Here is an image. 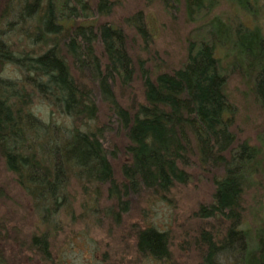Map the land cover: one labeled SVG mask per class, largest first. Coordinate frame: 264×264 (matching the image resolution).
I'll list each match as a JSON object with an SVG mask.
<instances>
[{
  "label": "trees",
  "instance_id": "obj_1",
  "mask_svg": "<svg viewBox=\"0 0 264 264\" xmlns=\"http://www.w3.org/2000/svg\"><path fill=\"white\" fill-rule=\"evenodd\" d=\"M118 1L0 0V164L56 232L61 216L74 217L77 192L119 221L137 205L171 202L198 175L212 191L183 225L186 264H264V127L243 138L228 92L235 76L253 112L264 111L262 29L238 23L225 37L216 19L191 32L174 66L147 47L145 15L99 21ZM184 1L191 15L210 12L205 0ZM242 10L251 16L250 3ZM257 124L248 116L245 129ZM134 238L145 259L169 257L168 231L146 227ZM3 240L29 259L60 262L47 232L2 224ZM8 259L0 245V264Z\"/></svg>",
  "mask_w": 264,
  "mask_h": 264
},
{
  "label": "rangeland",
  "instance_id": "obj_2",
  "mask_svg": "<svg viewBox=\"0 0 264 264\" xmlns=\"http://www.w3.org/2000/svg\"><path fill=\"white\" fill-rule=\"evenodd\" d=\"M247 3L252 6L251 16L242 10ZM202 7L210 12L207 15H191L184 0H119L110 15L100 18L99 21L121 24L130 16L138 13L145 15L150 30L147 47L160 63L174 66L184 62L191 32L213 24L216 19L221 21V30L225 32L223 33L225 37L228 36L230 29H233L231 33L235 31L238 23L249 27L257 26L264 34V0H205ZM133 31L130 36L136 38L135 29ZM223 34L221 33L222 40L225 41ZM231 39H233L232 34L226 41L229 42ZM134 44L137 49L142 50L143 58L151 59L143 41L138 42L136 38ZM221 59L223 66L230 68L232 58L226 55ZM153 65L160 66L158 62ZM244 91V84L240 79L231 76L228 92L239 112L237 128L243 138L255 141L257 135L264 131L254 132L260 125L264 127V113H262L264 111L256 108L255 111L259 114L256 115L250 100L243 98ZM248 116L258 122L251 129H245L247 127L245 120ZM0 190L4 194L0 199V226L7 224L10 227H17L27 235L42 236L47 232L55 246L54 256L61 257L59 264H186L189 253L186 250H183V253L177 250L178 246H183L185 242L182 234L186 230L191 232L183 225L193 218L192 215L200 204L210 202L212 184L196 175L188 186L174 191L175 195L171 202L168 200V202L157 201L154 204L148 202L137 205L130 214L120 217L119 221L97 211L91 199H84L77 192L75 203L69 210L74 217L61 216L58 222L60 221L59 225L62 229L57 232L44 226L38 211L34 210L28 198L21 195L13 177L5 171L2 164H0ZM253 198L254 194L250 196V202ZM259 199L264 204V192L257 201ZM247 221L252 225L251 219ZM146 227L156 228L159 232H169L172 242L167 260L145 259L138 254L134 235ZM0 245L5 248L9 264H49L33 256L29 259V256L22 254L18 246L16 247L12 242L3 240Z\"/></svg>",
  "mask_w": 264,
  "mask_h": 264
}]
</instances>
